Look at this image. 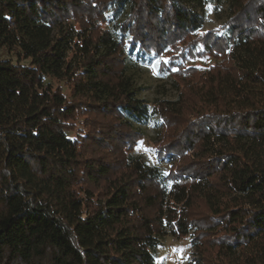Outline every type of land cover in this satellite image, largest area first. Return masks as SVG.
Wrapping results in <instances>:
<instances>
[{"label": "trees", "instance_id": "trees-1", "mask_svg": "<svg viewBox=\"0 0 264 264\" xmlns=\"http://www.w3.org/2000/svg\"><path fill=\"white\" fill-rule=\"evenodd\" d=\"M228 3L202 30L189 0H0V264H153L190 231L200 264H264V0ZM162 54L149 103L129 69Z\"/></svg>", "mask_w": 264, "mask_h": 264}, {"label": "rangeland", "instance_id": "rangeland-1", "mask_svg": "<svg viewBox=\"0 0 264 264\" xmlns=\"http://www.w3.org/2000/svg\"><path fill=\"white\" fill-rule=\"evenodd\" d=\"M189 6L198 14L202 30L216 28L226 20L230 12L228 0H189ZM160 58L166 60L167 55L162 54L160 57L151 55L144 58L143 61H135L136 64H132L129 69V73L136 83V95L149 103L155 99H175L177 97V90L172 77L158 68ZM188 61L193 65L203 67L212 62V59L200 57L191 58ZM48 80L53 86H61L65 94L69 96L64 80L47 78ZM130 120L132 119L130 118ZM133 122L136 126H141L145 133L144 137L137 143L133 154L142 157L147 164L158 168L162 176L166 175L171 162L169 158L158 157L152 142V137L159 130L158 123L152 118L142 122L133 120ZM73 134L74 132H70L71 136ZM164 185L168 187L170 181H166ZM190 233L191 231L182 238L167 233L162 241L152 249L153 264H188L190 261L200 264L199 254L192 243Z\"/></svg>", "mask_w": 264, "mask_h": 264}, {"label": "snow or ice", "instance_id": "snow-or-ice-1", "mask_svg": "<svg viewBox=\"0 0 264 264\" xmlns=\"http://www.w3.org/2000/svg\"><path fill=\"white\" fill-rule=\"evenodd\" d=\"M142 143V142H141Z\"/></svg>", "mask_w": 264, "mask_h": 264}]
</instances>
